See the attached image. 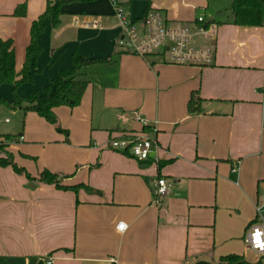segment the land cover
<instances>
[{"label":"crops","instance_id":"0c3cea01","mask_svg":"<svg viewBox=\"0 0 264 264\" xmlns=\"http://www.w3.org/2000/svg\"><path fill=\"white\" fill-rule=\"evenodd\" d=\"M48 1L0 0V38L12 41L17 73L31 23ZM231 2L123 0L139 28L150 11L171 27L200 14L213 22L214 57L204 65L120 47L108 0L64 4L56 27L45 22L34 65L42 70L18 86L19 96L47 85L74 53L106 60L82 68L88 84L77 106L53 109L60 131L35 112L0 105L24 116L19 133L0 137H11L7 151L34 178L0 166V264H230L222 260L227 255L263 264L244 234L264 193V26L233 24ZM22 4L25 15L15 16ZM192 95L201 99V112H188ZM0 97L12 99V86L1 85ZM136 114L155 130L157 163L108 146L111 136L145 128ZM7 115L1 109L0 121L10 123ZM44 169L66 175L64 185L86 188L39 182ZM156 177L172 182L158 204Z\"/></svg>","mask_w":264,"mask_h":264},{"label":"trees","instance_id":"16d2710c","mask_svg":"<svg viewBox=\"0 0 264 264\" xmlns=\"http://www.w3.org/2000/svg\"><path fill=\"white\" fill-rule=\"evenodd\" d=\"M76 1L86 0H52L48 1L45 10L32 21L30 26V40L26 47L25 61L21 70L17 73L14 67V48L10 39L3 40L0 38V86L9 84L12 86V99L7 100L0 97V105L4 104L12 109H20L24 113L32 111L38 116L44 118L47 122L58 126L57 118L53 109L58 106H77L82 98V95L87 87L88 82L82 78L81 70L93 62H103L106 59L94 58L87 60L85 56L74 53L72 63L67 69L59 70L56 76L49 80L48 84L40 90L34 91L27 96H19L16 89L22 83H32L34 73L41 72V68H35V62L42 51L38 38L46 27L45 22H48L50 28H54L59 24L61 7ZM232 23L240 26H264V0H232ZM26 7L24 4L18 5L14 10L15 16H24ZM188 112H201V99L192 97L188 101ZM9 135L0 137V166H11L17 173L24 174L28 179H34L23 168L19 167L13 160V156L7 151ZM66 175L51 172L47 169L42 170L38 175V181L48 184H53L58 189H73L85 185H64L63 179ZM222 260L230 264H249L244 261L240 255H227L222 257Z\"/></svg>","mask_w":264,"mask_h":264},{"label":"built area","instance_id":"2783aa9c","mask_svg":"<svg viewBox=\"0 0 264 264\" xmlns=\"http://www.w3.org/2000/svg\"><path fill=\"white\" fill-rule=\"evenodd\" d=\"M114 15L118 19L121 34L118 45L137 55L146 56L155 51H161L167 60L175 64L204 65L209 64L214 57L213 42L217 36V27L200 14L191 24L184 26H167L164 17L158 11H150L144 18L141 28L129 19L123 0H108ZM135 119L145 127L136 133H124L111 136L108 146L132 158L141 161L158 162L160 145L149 130L147 120L136 114ZM8 122V119H5ZM22 136H19V140ZM172 187V182L164 177H156L152 181L153 202L158 204ZM255 217L249 223L244 234L246 248L254 254L256 262L264 264V193L260 195L255 205ZM117 228L124 230L125 224L120 222ZM46 264H51L47 261ZM114 264H121L117 261Z\"/></svg>","mask_w":264,"mask_h":264},{"label":"rangeland","instance_id":"374dc122","mask_svg":"<svg viewBox=\"0 0 264 264\" xmlns=\"http://www.w3.org/2000/svg\"><path fill=\"white\" fill-rule=\"evenodd\" d=\"M137 27L139 28V25H137ZM1 109L5 114L6 113L8 114L7 116L10 119V123L5 124L2 121H0V133L3 132V133H10L12 135H16L17 133L21 131L20 129L24 124L25 119H24L23 114L17 111L6 110V109H3L2 107L0 108V110ZM32 127H35V125L33 124ZM61 134L65 136L64 133H61Z\"/></svg>","mask_w":264,"mask_h":264}]
</instances>
